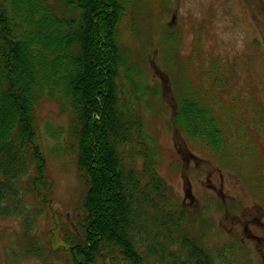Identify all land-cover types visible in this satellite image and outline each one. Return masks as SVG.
Masks as SVG:
<instances>
[{"label":"trees","instance_id":"1","mask_svg":"<svg viewBox=\"0 0 264 264\" xmlns=\"http://www.w3.org/2000/svg\"><path fill=\"white\" fill-rule=\"evenodd\" d=\"M131 3L0 0V218L19 221L24 255L42 264H234L206 250L194 233L201 217L191 218L156 170L137 107L150 89L120 38ZM42 101L68 119L48 136L65 138L74 153L83 194L73 226L51 203ZM171 129L179 150L197 141L218 152L224 144L209 111L188 99ZM44 217L48 241L36 233Z\"/></svg>","mask_w":264,"mask_h":264},{"label":"rangeland","instance_id":"2","mask_svg":"<svg viewBox=\"0 0 264 264\" xmlns=\"http://www.w3.org/2000/svg\"><path fill=\"white\" fill-rule=\"evenodd\" d=\"M120 38L150 89L137 107L156 170L191 218L201 217L194 233L215 258L264 264V0H132ZM182 99L216 121L218 152L197 141L177 148L171 117ZM37 120L53 209L73 226L83 194L74 153L48 136L67 116L42 101ZM50 232L41 218L36 233L48 241ZM22 235L19 221L0 218V264H42L24 255Z\"/></svg>","mask_w":264,"mask_h":264}]
</instances>
